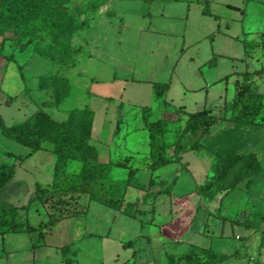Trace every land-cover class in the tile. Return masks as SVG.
Listing matches in <instances>:
<instances>
[{"label":"rangeland","instance_id":"1","mask_svg":"<svg viewBox=\"0 0 264 264\" xmlns=\"http://www.w3.org/2000/svg\"><path fill=\"white\" fill-rule=\"evenodd\" d=\"M63 1L72 9L97 0ZM204 1L207 9L218 15L219 19L202 16V4L193 3L190 21L198 26L200 20H203L205 25L215 27L220 20L226 35L216 39L214 51L221 56L215 57L213 66L207 64L213 58L207 40L186 51L183 57L186 60L191 57L198 61L208 59L204 75L208 72L209 79L215 82L205 105L194 92H188L186 98H183V105L188 112L209 109L216 116V121L200 140L206 150L198 153L187 151L182 154L180 164L162 167L154 173L156 181H170L176 177L170 195L162 194L155 202L156 224L145 225L140 230L138 220L88 201L87 197L82 196L79 201L88 207L86 216L70 217L57 223L46 235L47 244L33 250L29 248L30 236L25 234L29 242L25 244L21 240L16 244L19 252L10 255L0 249V264H65L66 260L70 264H122L130 258V248L122 246L128 241L138 244L141 251L136 259H130L134 264H165L164 252L184 254L190 250L192 244L204 247L211 245L213 250L219 252L236 253L221 264H264V234L261 233L264 230V219L259 217L264 213V172L252 177L253 183L250 187L245 186L246 180L242 181L237 189L228 192L221 200L224 192L220 191L219 183L212 184L209 190H202L199 194L196 189L197 186H206L215 179L219 163L215 155L229 142L235 144L237 153L254 152L264 166V129L239 128L227 120L231 117L234 83L240 80L239 74L264 69V0ZM160 3L161 0H107L97 12L78 17L74 21L71 45L74 49L80 48L81 53L74 57V68L70 64L50 61L35 53L37 50H44L50 43V38H46L44 42L34 40L24 50H19L26 37L17 38L11 32H5L3 36L6 40L0 45V116L4 124L12 126L31 118L30 114L43 100L41 93L37 91L41 76L67 81L69 90L71 86L69 98L57 108L48 110L57 120H62L68 110L85 102L96 111L101 110L100 102L91 103L93 101L88 95L98 93L93 80H107L112 73L117 78L127 79L128 83L131 79L169 81L167 71L170 64L175 62L181 42L173 36L166 37L149 32L150 16L147 14L158 9L157 5ZM156 22L153 25L158 27ZM47 52L49 53L48 50ZM225 76L227 78L224 81H218ZM251 82L255 92L264 94V75L253 76ZM172 84L168 95L170 105L166 110L160 99L152 97L146 83L135 82L125 85V104L109 107L107 112L106 120L115 129L112 138L115 157L124 159L132 155L130 165L137 168V179L142 184H147L149 179V172L145 169L147 159L144 158L147 133L139 129L142 118L145 117L150 123L158 119L170 122L161 139L168 147L183 127V123L175 120L174 114L172 120L165 113H173V110L182 105L179 85L173 80ZM120 87L104 86L102 91L114 94ZM132 90L141 92L135 98L137 100L131 98ZM7 97L13 100L5 103ZM128 100L138 101L140 104L133 105L132 102L127 103ZM143 107L148 108V111L143 112ZM100 115L101 112H98V122ZM108 134L110 135L109 131L105 133L107 136ZM194 140L193 134L183 137V142L187 145ZM28 152V148L6 139L0 132V164H11L14 161L12 156L23 157ZM53 158L48 151L36 152L16 166L10 185L0 188V202L25 206V213L35 226L47 221L48 216L40 202L30 198L34 193L35 183L45 184L51 180ZM80 167L79 162H70L67 170L75 172ZM110 177L123 180L126 169L113 167ZM234 181V177L230 175L223 186L227 188ZM136 199L143 210L149 207L153 198L150 192L129 188L125 200ZM243 210L241 218L253 227L251 230L231 225L221 219L234 218ZM149 216L146 213L139 219L147 221ZM165 222H170L165 234L171 231L175 234L180 226L185 225L187 230L183 237L178 240L169 234L161 236L160 225ZM81 233L85 236H79ZM236 236L240 237L237 239ZM147 237L151 239V243L146 242ZM239 244H246L247 247H240ZM64 245H69V251L62 256L58 247Z\"/></svg>","mask_w":264,"mask_h":264},{"label":"trees","instance_id":"2","mask_svg":"<svg viewBox=\"0 0 264 264\" xmlns=\"http://www.w3.org/2000/svg\"><path fill=\"white\" fill-rule=\"evenodd\" d=\"M106 1L97 0L70 9L63 0H0V45L2 46L6 40L3 36L5 32H11L17 38L26 37L25 43L20 44L19 50H24L34 40L44 42L46 38H50L51 41L44 49L45 51L37 50L35 53L50 61L70 64L71 68H74L76 66L74 57L81 53L80 48L74 49L71 45L72 32L75 29L74 21L82 15L97 12ZM201 4L203 5L202 14L212 16L206 7V1ZM240 12L243 13V10ZM47 50L49 53H46ZM43 53L45 54L42 55ZM214 59L215 57L207 64L213 66ZM239 75L240 80H236L234 83L231 117L227 120L239 128L264 129V94L255 92L251 82L253 76L264 75V69L246 71ZM38 84L40 89H49L51 93V101L43 102V107L58 106L69 92V84L64 80L41 76ZM168 87V83H152L154 99L162 98ZM11 101L12 98L7 97L5 103ZM142 111H148V108L143 107ZM175 114V120L181 121L180 115H184L186 119L170 147L161 140L165 135L169 121L158 119L145 125L148 138L146 170L150 173L147 184L138 181L137 168L130 165V157L116 162L110 161L107 164L96 160L95 148L88 142L93 119V112L89 108L73 109L61 122L54 120L41 109L36 110L30 119L12 126H6L0 116V132L3 137L29 150L25 157H16L6 153L8 156H12L14 161L11 164H0V188L10 185L15 174L16 161L21 163L32 154L42 150L50 151L55 155L50 184L46 187L35 184L34 194L30 198V200L36 199L41 205H46L48 209L54 210L55 214H49L47 222L33 227L29 224L25 206L18 207L0 202V236L24 233L30 236L32 250L45 246L46 230L51 229L65 217L82 213V210L78 209L74 202L75 197L80 195L86 196L88 201L96 202L128 218L139 219L140 216L149 213L150 220L146 222L139 220V228L143 229L145 225H153L154 201L150 203L148 212L141 210L138 200L125 201L128 188L150 192L153 200L162 194L170 195L173 183L166 185L162 181H155L156 177L153 176V173L162 167L178 163L180 156L187 151L206 150L200 140L216 121V116L206 108L195 112H185L179 109ZM186 134H193L195 137V140L189 145L183 142V137ZM169 150L172 153L170 156L167 154ZM215 156L219 162L215 179L206 186H198L196 188L198 194L202 190H209L212 184L219 183L220 191L224 192L221 200L228 192L237 189L242 181L246 180L245 186L250 187L253 183L252 177L264 172V166L254 152L237 153L235 144L231 142ZM70 162L81 164L77 173L67 170ZM113 167L126 169L125 179L111 178L110 171ZM230 175L234 177L235 181L225 188L223 185ZM243 212L244 210L234 218L222 217L221 219L231 225L250 229L251 225L241 218ZM259 217L264 219V213ZM261 233L264 234V231ZM132 245L133 241H128L123 244V247L131 248ZM59 250L64 256L69 251V245H64ZM234 256L235 253L226 255L213 251L211 248L191 246L190 250L180 257L168 254L166 264H221ZM65 264H70V261L66 260ZM122 264L132 263L124 262Z\"/></svg>","mask_w":264,"mask_h":264},{"label":"crops","instance_id":"3","mask_svg":"<svg viewBox=\"0 0 264 264\" xmlns=\"http://www.w3.org/2000/svg\"><path fill=\"white\" fill-rule=\"evenodd\" d=\"M203 1L204 0H161V3L159 5H157L158 9H156L155 11L151 10V12H149L147 14L150 16V19H149V21H150L149 32L150 33L160 34V35H163L166 37L173 36L176 39H180L181 44L178 47V53L176 55L175 62L170 64V69L167 71V74L169 76V81H155L152 79H131L129 82V83H135V82L146 83L148 85L149 89L151 90L153 98H154V96H153L152 83H168L169 84L168 89L164 92L162 98H160V100L162 101L163 108H165L164 110H166V108H168L170 105V102H169L170 99H168V95H169L171 88H172V85H173L172 80L175 81L176 83H178L179 88H180V96H181L180 104H182V105L178 106L175 110H173V113L165 112L167 115L171 116L169 119H172V120H174V115L176 116L175 112L177 110L181 109L185 112H188L185 109V106L183 105L184 104L183 98H186L188 92H194L195 95H198L200 97V99L202 100L203 105H205L207 102V99L209 97V93H210V89L212 88V84H214V82H215V81H213V79H209L208 72H206V75H204L205 63L208 62V59L205 61H198V60L193 59L192 57H191V59H187V60L185 58H183L186 51L191 46L199 45L201 42L206 41V40L209 42L208 45H209L211 56L212 57L221 56L220 53H216L214 51V45H215L216 39H218V37H220V36L226 35L224 30L221 28L220 20L217 21V24L215 27L213 25L211 26L209 24L205 25L204 24L205 22L203 20H200V24L198 26H194L193 23L190 21V19H191L190 18L191 6L194 5L193 3L201 4ZM153 4H154V2L151 3V6H153ZM228 7L233 8V6H228ZM202 9H203V5L200 9V13L202 16H205L202 14ZM235 9H237V8L235 7ZM208 10L212 16H206V17H210V18H213L216 20L219 19L218 15L212 13V11L210 9H208ZM154 21H157L156 24H159L158 27H155L153 25ZM172 23H174V24H172ZM225 26H227V24H225ZM235 38L237 39V37H235ZM224 78L226 79L227 77L225 76V77L219 79L218 81L219 82H221L222 80L224 81L225 80ZM129 83H128L127 79L117 78L114 73H112L110 78L107 80H99V79L93 80V85H95V87L98 88V93H94V92L89 93L88 97L89 96L91 97L90 100L93 101L91 103H94V101H99L100 105H101V107H100L101 110L96 111L91 105L88 104V102H85L83 105H80L79 107L73 108V109H78V110L84 109V108H89L93 112L91 132H90V137H89L88 142L92 147L95 148L96 160L100 163L107 164L110 161L116 162V161L122 160L119 158L116 159V157H115L116 156V150L112 145L113 144L112 138L115 134L114 133L115 129L112 128L111 122L109 120H106V119H107V112L109 110V107H114V106H118L120 104H122V105L125 104V101H126V99H125L126 98L125 97V93H126L125 85H128ZM115 85H119L121 87H120V89H117L116 93H114V94H107V93H104L102 91V88L104 86L115 87ZM70 90H71V86H70ZM70 90H69L67 96L59 103V105L65 99L69 98ZM37 91L39 93H41L43 100L40 102V104L35 109V111L38 109H41L42 111L47 113L54 120L61 122V121H64L67 118L68 113L71 110H73V109L68 110L65 113L64 118L62 120H57L55 118V116L52 115V113L48 112V110L57 108L59 105L58 106H46V107L42 106L43 102H46V101L50 102L51 101L50 90L49 89H40L39 84H38ZM131 93L132 94L130 96H131V98H134L133 100H137L135 98H138L141 95V92L139 90H132ZM127 97H128V95H127ZM12 100H13V98H12ZM130 102H132L131 104H133V105H139L140 104V103H138V101H129V100L127 101V103H130ZM35 111L33 113H31L30 116H32L35 113ZM197 111H199V110H197ZM98 112H101L99 122H98ZM172 114H174V115H172ZM180 118H181L180 122L184 123L186 117L184 115H180ZM147 123H149V122L146 121L145 117L142 118V122H141V125L139 126V129L146 131L145 125ZM108 131L110 132V135L108 134V136H107V135H105V133H107ZM48 152L51 153L54 157L53 163H52V169H53V165H54V161H55V155L50 151H48ZM195 153H198V152H195ZM167 154L170 156L172 153L169 150V151H167ZM25 156H23V157H25ZM144 156H146V157H144L145 159L148 158V138H147V142H146V149H145V155ZM16 157H18V156H16ZM127 157H130V162H131L133 159V156L129 155ZM181 160H182V155L180 156V161L178 163H174V164H180ZM22 163L23 162L19 163L18 161L15 162V171H16V166L21 165ZM146 165H147V163H146ZM146 165H145V169H146ZM171 165H173V164L167 165V167L171 166ZM78 171H75V173H77ZM154 173H153V176L156 177L154 175ZM51 174H52V170H51ZM149 176H150V173H149ZM175 178L176 177H174L170 181H168L166 179H158V181H162L166 185H169L171 183H174L173 181H175ZM50 182H51V180L45 184H42V183H35V184H39L41 187H46L50 184ZM128 190H129V188H128ZM128 190H127V192H128ZM192 192H190V193H192ZM190 193H188V194H190ZM82 196L83 195L76 196L74 199L76 207L78 209H81L82 213H79L78 215H75V216L65 217V218L61 219L59 222H61L62 220H65L67 218H70V217H82V216L87 215V213H88L87 205L82 204L79 201ZM157 199H158V197L155 200L152 199V201H154V206H155L154 220H155V215H156L155 202ZM136 200H138V199H136ZM8 204H12V203H8ZM13 205H15V204H13ZM15 206H17V205H15ZM42 206H43V208H45V210L47 212V216L49 214H53V213L55 214V211L48 209L46 205H42ZM18 207H21V206H18ZM143 210L148 212L150 210V206L146 209H143ZM136 220L139 221L140 219H136ZM148 220H150V218ZM28 221H29V218H28ZM45 222H47V221H45ZM45 222H43V223H45ZM144 222H146V221H144ZM170 222H165V223H162L160 225V227H161V229L159 230L160 235L162 236V234H163V236H166L167 234H169V236H175L178 238V240H180V238H182L184 233L186 232L187 227L185 225H182L179 227V231L177 233L172 234V231H171V233L165 234L164 232L167 231L166 227H167V225L170 224ZM43 223H40V224H43ZM29 224L33 227L40 225V224H38L35 226V225L31 224L30 221H29ZM153 224H156V223L153 221ZM55 226H53V227H55ZM252 228L253 227H250V229H245V230H251ZM51 229H48L45 231V238H46L47 233L50 232ZM24 235L25 234L22 233V234H8V235L0 236V249H1V251L3 250L6 254L9 253L10 255L14 254L16 252H19L20 249H18V247H16V244H19V242L21 240L24 241L25 244H28V242H29V241H27L28 238H26ZM249 235L250 234H248V236ZM79 236L84 237L85 235L84 234L82 235V233H81ZM239 237L240 236H236L235 238L238 239ZM241 237H243V236H241ZM146 242L151 243V239L149 237H147ZM29 244H30L29 248L32 250L31 241L29 242ZM45 244H47V243H45ZM142 245H144V244H142ZM145 245L149 246L151 244H145ZM239 245H240V247H244V248L247 247L246 244H239ZM122 246H123V244H122ZM191 246H197V247L211 248L212 249L211 245H209L208 247H204V246H198V245L192 244ZM58 248H60V247H58ZM4 249H6V251ZM159 249L161 250V248H159ZM130 250H131L130 258L127 259L125 262H130V259H133V258L136 259L138 256H140L141 251L138 247V244H134V242H133V245L130 248ZM235 250L238 251L237 248ZM213 251H216V250H213ZM161 252L163 253L164 250ZM216 252H219V251H216ZM220 253H223V252H220ZM233 253H235V252L223 253V254L231 255ZM164 254H165V258L168 254H172L175 257H180L181 255H183V254L178 255V254L167 252V251L164 252ZM184 254H186V253H184ZM235 255H236V253H235ZM130 263L134 264L135 262L131 261ZM166 263H167V258H166Z\"/></svg>","mask_w":264,"mask_h":264}]
</instances>
